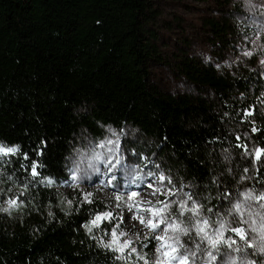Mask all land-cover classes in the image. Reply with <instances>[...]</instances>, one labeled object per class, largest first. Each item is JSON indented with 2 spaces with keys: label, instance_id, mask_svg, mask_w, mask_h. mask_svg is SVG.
<instances>
[{
  "label": "trees",
  "instance_id": "obj_1",
  "mask_svg": "<svg viewBox=\"0 0 264 264\" xmlns=\"http://www.w3.org/2000/svg\"><path fill=\"white\" fill-rule=\"evenodd\" d=\"M153 12L151 0H0V144L19 149L3 156L0 171L24 199L0 211V264H140L136 254L120 261L100 246L113 227L105 220L87 231L107 212L103 201L55 189L70 175L78 137L102 136L100 125L137 127L166 169L198 196L208 193L212 209L244 185L257 195L264 189V155H252L264 149V70L225 71L183 56L176 68L193 89L157 88L151 65L162 56ZM209 23L219 36L229 27ZM247 110L253 115L245 119ZM142 242L138 253L153 251Z\"/></svg>",
  "mask_w": 264,
  "mask_h": 264
},
{
  "label": "rangeland",
  "instance_id": "obj_2",
  "mask_svg": "<svg viewBox=\"0 0 264 264\" xmlns=\"http://www.w3.org/2000/svg\"><path fill=\"white\" fill-rule=\"evenodd\" d=\"M154 12L152 14L150 27L157 36V44L161 53V59L155 61L151 65V79L153 84L165 91L172 93L189 92L193 86L182 77L177 71V63L181 57L189 56L198 60H208L217 66L220 70L235 71L243 67L256 68L260 67L264 70V0H151ZM216 20L219 23H228L229 30L221 32L219 36L212 30L210 20ZM251 51V57L245 56L244 53ZM103 135L98 137L84 131L77 139V144L69 158L70 175L67 179L62 180L56 186L57 192L61 194L74 193L84 198V193H92L91 201L99 199L103 201L108 208L107 212H112L114 216L123 217L124 223L121 224V230L128 233V236L121 239L131 237L134 240L133 247L138 249V241H145L148 244H154L152 252L142 253L149 264H154L157 253L156 248L158 242L155 240H144L145 234L148 232L137 221L129 219L132 215L121 204L120 208L116 207L115 196L121 195L124 200L127 196L136 191L139 193L136 200L149 201L153 204L159 200H171L177 197L186 199L182 193H192L193 199L202 205L201 218H207L210 221H218L220 219L232 222V226H237L236 220L239 219L236 214L228 215L233 212V206L237 203L244 204V219L248 220L247 213H253L251 220H255L257 226L260 224V217L255 213L264 215V208L260 205L264 201L247 200L245 201V193L251 192L253 195L257 193L250 187L244 185L238 195L228 199V203L222 200L217 209H212L210 205V196L208 193L198 196L195 186L191 183L183 182L179 177L170 172L161 163V157L156 150V144L144 136L141 131L132 125H126L123 128L113 125H100ZM112 141V143H108ZM119 146L116 151V146ZM104 144L105 147H100ZM112 150V151H110ZM95 153L102 154V160L93 159ZM119 158V163L116 159ZM3 156H0V161ZM112 160L115 167L104 163L106 160ZM159 165V168L156 167ZM172 179V185L175 186L177 197L153 196L151 189L146 188V184L154 182V178L148 177L149 172H160ZM75 175L76 181H72L71 177ZM0 201H8L14 199L18 194L22 193L23 188L14 184L0 171ZM264 193V189L259 195ZM218 198V196H217ZM24 201L23 198L19 199ZM191 206V202H189ZM7 207V203L3 206ZM211 208L209 212L207 209ZM13 210V209H12ZM11 210V211H12ZM178 215L177 205H172V219ZM191 215L186 213L185 219ZM147 219V215L145 216ZM108 225L114 226L118 221L105 220ZM187 226V225H186ZM164 225H161L163 228ZM246 231L248 226L245 224ZM159 231V230H158ZM211 232V229H209ZM140 234V239H136V234ZM162 234V233H161ZM232 236L237 243L228 248L227 245H220L219 251L211 249L207 242L200 243V238L193 231L190 237H182L185 246L195 250V243H200L201 249L212 251L217 256L216 260H211L207 256V251H197L195 257H190L189 264H247L249 261L255 260L258 255L264 264V254L259 253L255 247L249 249L244 247V242L240 241L234 235H228L225 232V239ZM259 243L258 233L249 232V240ZM195 240V243L192 240ZM235 248H241V251H234ZM183 252V249L180 250ZM138 252V250H137ZM226 253V254H225ZM127 255V250L125 252ZM140 264H144L139 260ZM172 264H177L173 261Z\"/></svg>",
  "mask_w": 264,
  "mask_h": 264
},
{
  "label": "snow or ice",
  "instance_id": "obj_3",
  "mask_svg": "<svg viewBox=\"0 0 264 264\" xmlns=\"http://www.w3.org/2000/svg\"><path fill=\"white\" fill-rule=\"evenodd\" d=\"M245 56L251 57L253 52L248 51L244 53ZM261 64H264V60H261ZM244 118L250 117L253 115L252 110H247L244 112ZM251 131L253 133L257 132L258 129L256 127H252ZM237 140H240L241 137L237 136ZM108 143H112L109 141ZM100 147H105L104 144H101ZM237 147H242L247 151V145L239 144ZM119 146L117 143L116 151H118ZM18 147H8L6 145L0 144V156H8L14 155L18 152ZM112 151V150H110ZM254 155V159L256 161H260L262 155H264V149L256 148L252 153ZM27 157L25 156V159ZM93 159L96 161L102 160V154L95 153ZM119 158L116 159V163L118 164ZM104 163L107 165L113 164L112 160H106ZM159 168V165H156ZM245 172L248 171L247 168L244 169ZM31 175L33 177L39 175L37 172V165L35 163L31 166ZM148 177L154 178V182H149L146 184V188L151 189V195L153 196H165V197H177V191L175 186L167 187L165 185V181H167L168 185H172V179L170 176H165L161 171L159 175L153 172H149L147 174ZM72 181H76L77 177L72 175ZM51 184L52 181L49 180L47 182ZM21 193L20 195H22ZM139 195L138 192L132 191L128 196L127 200L121 195L115 196L116 207L120 208L121 204L130 212L132 215L129 217L131 220L137 221L143 228H146L148 232L144 236V240H155L158 242V247L156 248L157 258L154 264H172L173 261H176L177 264H189L190 257H195L197 251H207V256L211 260H216L217 256L214 255L212 251H208L207 249H201L200 243L207 242L211 249L219 251L220 245H227L228 248H232L233 245L237 243L236 239H233L232 236H229L225 239V232H231L237 237L240 241L244 242V247L253 248L264 254V215L260 213H255V215L260 217V224L257 226L255 220H251L253 213L249 211L247 213L249 219H244V204L237 203L233 206V212L228 215H233L235 219L236 214H238L239 219L236 220L238 226L233 227L232 222L224 219H220L218 221H210L207 218H201L202 216V205L198 204L195 199H193L192 193H182L186 199H181L177 197L176 199L171 200H157L155 204L152 203L151 200L143 201L134 199ZM245 201L247 200H255V201H264V193L260 195H253V193L248 192L245 193ZM84 201L91 203L92 193H84ZM189 202H191V206H189ZM7 207H0V211L10 212L12 209L19 208L22 205V201L19 200V196L14 199H9L6 201ZM71 204V200L68 201ZM172 205H177L178 215L175 219H172ZM261 208H264V204L260 205ZM207 211L211 212L212 209L209 208ZM186 213H190L191 215L187 216L185 219H179V217H184ZM147 215V219L145 216ZM108 220H117L118 222L112 227L110 233H105V235H109L110 239L105 242L103 238H100L99 244L101 247L108 249L112 252L118 253L115 257L116 260L126 261L132 257L133 254H136L138 260L144 262V264H149L148 260L145 256L140 255L137 252L136 247H133L134 240L129 237L128 239H124L121 243V239L123 237L128 236V233L121 230V224L124 223L123 217L114 216L112 212H105L103 214L96 215L93 220L89 222V224L85 225L87 231L91 234L92 229L94 227H99L100 222ZM248 226V230H245L243 225ZM161 225H164L161 228ZM187 225V226H186ZM211 229V232L209 231ZM159 230V231H158ZM195 232V235L200 238V243H195L193 239L192 242L195 243V250L189 249L185 246V242L182 241V237H190L192 232ZM249 232L258 233L259 235V243L255 242V238L253 240H249ZM162 233V234H161ZM96 239V237H93ZM136 239H140V234H136ZM141 247H148L147 243H141ZM183 249V252L180 250ZM127 250V255L125 252ZM234 251H241V248H235ZM226 254V253H225ZM234 264V262H233ZM247 264H255L254 261H249Z\"/></svg>",
  "mask_w": 264,
  "mask_h": 264
}]
</instances>
